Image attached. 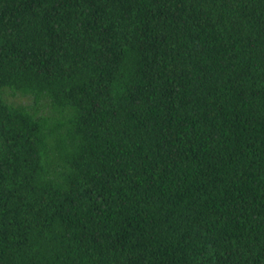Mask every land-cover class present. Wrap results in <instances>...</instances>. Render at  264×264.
I'll return each mask as SVG.
<instances>
[{
  "label": "trees",
  "instance_id": "1",
  "mask_svg": "<svg viewBox=\"0 0 264 264\" xmlns=\"http://www.w3.org/2000/svg\"><path fill=\"white\" fill-rule=\"evenodd\" d=\"M0 264H264V0H0Z\"/></svg>",
  "mask_w": 264,
  "mask_h": 264
}]
</instances>
